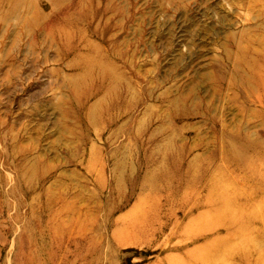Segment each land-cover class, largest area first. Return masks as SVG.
Here are the masks:
<instances>
[{
	"label": "rangeland",
	"instance_id": "obj_1",
	"mask_svg": "<svg viewBox=\"0 0 264 264\" xmlns=\"http://www.w3.org/2000/svg\"><path fill=\"white\" fill-rule=\"evenodd\" d=\"M262 173L264 0H0V264H187Z\"/></svg>",
	"mask_w": 264,
	"mask_h": 264
},
{
	"label": "bare ground",
	"instance_id": "obj_2",
	"mask_svg": "<svg viewBox=\"0 0 264 264\" xmlns=\"http://www.w3.org/2000/svg\"><path fill=\"white\" fill-rule=\"evenodd\" d=\"M258 159L262 162L260 158ZM248 169L254 171V173H248L250 177L257 175L255 169ZM262 178L260 186L264 187V174ZM213 183L211 188H208L206 197L197 200L207 207V211L203 214V217L207 215L206 218L203 220L201 219L202 221L198 223L197 226L202 230L212 229L218 225L225 226L227 229V238L224 240L221 239L219 241L208 242L204 247L198 248L193 255H190L188 260L190 264H226L231 255L238 253V257L242 264H251L252 259L248 257L247 248L253 245L255 241L251 240L250 234H248V229L251 223L255 224L257 221L264 219V206H261L264 204V199L259 200L257 203H255L254 200L255 204H249L250 202L248 201H243V203H241L242 201L240 202L237 200L242 196L243 191L230 184V181L227 178H216L213 180ZM248 191L249 193H244V198L248 197V195L251 194V191L254 190L248 189ZM253 205H255V207ZM230 239L234 241L238 239V243L236 242L237 244L235 245L229 242ZM186 261L187 260H185L184 264H186ZM173 262H175V264H183V261L182 263L177 261ZM189 262L187 264H189ZM254 264H264V251H258L256 262Z\"/></svg>",
	"mask_w": 264,
	"mask_h": 264
}]
</instances>
